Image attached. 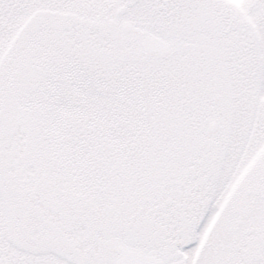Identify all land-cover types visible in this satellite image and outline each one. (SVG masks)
<instances>
[{
	"label": "snow or ice",
	"instance_id": "snow-or-ice-1",
	"mask_svg": "<svg viewBox=\"0 0 264 264\" xmlns=\"http://www.w3.org/2000/svg\"><path fill=\"white\" fill-rule=\"evenodd\" d=\"M0 264H264V0H0Z\"/></svg>",
	"mask_w": 264,
	"mask_h": 264
}]
</instances>
